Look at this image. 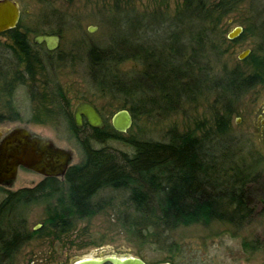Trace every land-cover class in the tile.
<instances>
[{
  "label": "trees",
  "instance_id": "trees-1",
  "mask_svg": "<svg viewBox=\"0 0 264 264\" xmlns=\"http://www.w3.org/2000/svg\"><path fill=\"white\" fill-rule=\"evenodd\" d=\"M169 1L151 0L155 8L148 17L121 8L118 0L100 12L103 26L109 25L115 14L121 15L119 28L125 36L111 38L105 46L89 47L88 84L100 97L122 101L134 121L140 116L170 117L183 105L213 94L210 126L206 128L205 120L183 132L172 127L163 134L164 141L123 138L107 124L100 130L89 128V135L78 137L66 98L57 88L49 94L54 110L46 106L45 117L66 119L81 160L69 167L63 187L59 179L46 178L43 186L11 194L0 203V264H14L19 254L21 243L16 244L11 226L15 216L25 213L28 206L45 207L48 219L44 224L48 234L57 237L112 204L95 201L105 190L127 193L126 204H122L126 211L120 212L118 224L136 241L179 227L222 223L239 231L251 223L254 187L263 188L259 183L264 158L254 153L244 138L230 134V119L242 98L264 84V11L251 7L252 22L239 38L229 41L224 23L243 0H180L172 13L168 12ZM7 34L13 40L8 47L12 59L0 64V95L6 100L4 108L13 115L10 119L0 115V123L21 120L13 96L28 84L34 85L30 93L34 102L43 97L48 102V79L44 95L36 88L38 75L47 72L39 48H33L18 30ZM248 38L257 42L241 61L245 68L241 63L227 67L223 61L228 53L226 45ZM128 62L135 65L133 71L121 69ZM108 140L120 141L131 151L95 147ZM243 246L248 244L244 241Z\"/></svg>",
  "mask_w": 264,
  "mask_h": 264
},
{
  "label": "rangeland",
  "instance_id": "rangeland-1",
  "mask_svg": "<svg viewBox=\"0 0 264 264\" xmlns=\"http://www.w3.org/2000/svg\"><path fill=\"white\" fill-rule=\"evenodd\" d=\"M22 9V18L19 23V32L26 33L31 41L43 33H60V45L55 52L57 57L48 60L45 48L39 49L40 58L45 63L47 72L36 79V88L40 96L46 92L44 82L48 79V102L43 97L35 102L31 98V86L22 87L14 92V105L20 113L21 120H9L0 124V132H5L15 126H24L31 129L40 137L48 138L65 149L74 153L72 165L81 160L80 149L73 138L74 134L68 129L66 119L45 117L46 111L53 109L49 102V94L57 88L64 94L69 113L80 100L91 102L101 114L105 124L111 126V118L123 108V102L112 98H102L88 84L86 77V59L89 47L105 46L113 38L122 39L125 36L119 28L121 15L114 16L113 21L105 26L99 23L100 12L116 4L115 0H17ZM180 0H170L168 12L174 11ZM117 4L127 10L133 9L137 14L150 16L155 6L151 0H118ZM264 11V0H243L237 11L231 14L224 23L227 34L237 26L246 27L252 22L251 8ZM264 16V14H263ZM263 20L262 17H260ZM132 25H135V21ZM122 20L120 21L121 24ZM129 26V25H128ZM92 27V32L88 28ZM131 33V28L128 30ZM160 36L157 37L159 39ZM131 38V37H130ZM131 40V39H130ZM257 39L248 38L238 43L227 44L228 53L223 61L231 68L237 63L245 68L237 56L244 50H253ZM13 45L9 34L0 35V64L4 60H11L8 47ZM243 64V65H242ZM134 64L128 62L121 69L133 71ZM2 85V84H1ZM203 90V88H202ZM198 95V94H197ZM204 97L191 104L183 105L179 113L167 118L156 119L140 116L133 120L132 127L123 134V138L138 137L143 140L164 141L163 134L175 127L183 132L194 128L196 122H206V128L211 124L210 113L214 95L204 94ZM199 97V96H197ZM45 102V103H44ZM64 104V103H63ZM6 100L0 95V115L10 119L13 114L5 109ZM40 117L39 121L35 118ZM264 119V84L249 92L235 107L230 119V134L234 138H244L248 147L264 158V125L259 120ZM90 134V129H80L78 137ZM95 147H105L116 152H130L122 142L108 140ZM44 177L25 170H20L13 190L20 187L37 185ZM260 187L256 190L255 214L249 225L242 230L233 227L212 223L205 227L192 225L179 227L173 231L162 232L159 237H147L143 241H136L129 237L118 224L120 212L125 213L127 193L123 191L105 190L95 197V201H111L102 213L90 220L79 221L75 226L56 237L48 234L39 240H34L19 256L17 264H70L74 258L89 254H105L112 252L118 256H132L144 261L146 264H264V171L261 173ZM30 229H38L46 220L47 214L44 206H33L27 213ZM49 232V230H48ZM248 247L243 246V242ZM252 246H257L253 251Z\"/></svg>",
  "mask_w": 264,
  "mask_h": 264
},
{
  "label": "water",
  "instance_id": "water-1",
  "mask_svg": "<svg viewBox=\"0 0 264 264\" xmlns=\"http://www.w3.org/2000/svg\"><path fill=\"white\" fill-rule=\"evenodd\" d=\"M21 20V8L16 0H0V35L16 29ZM94 28L89 27L92 32ZM243 27H234L226 36L233 41L241 36ZM58 35H38L36 44H45L48 51H53L59 43ZM250 49L242 51L239 61L245 60ZM72 122L76 129L85 123L92 129H103L105 122L97 108L90 102L80 100L72 109ZM111 127L117 133H126L133 125L128 110L122 109L114 113ZM74 153L70 149L57 146L54 141L40 137L31 129L15 126L8 130L0 141V186H13L17 181L20 168L30 170L44 178L62 179L72 166ZM70 264H146L137 257L118 256L112 252L105 254H89L74 258ZM168 264V263H157Z\"/></svg>",
  "mask_w": 264,
  "mask_h": 264
},
{
  "label": "flooded vegetation",
  "instance_id": "flooded-vegetation-1",
  "mask_svg": "<svg viewBox=\"0 0 264 264\" xmlns=\"http://www.w3.org/2000/svg\"><path fill=\"white\" fill-rule=\"evenodd\" d=\"M17 1V0H16ZM18 3H19V1H17ZM19 5H20V3H19ZM20 8H21V6H20ZM21 18H22V9H21ZM21 21V20H20ZM19 26V25H18ZM18 29V27L16 28V29H14V30H17ZM13 30V31H14ZM19 31V30H18ZM11 32V31H10ZM8 33V32H7ZM7 33H4L5 35L7 34ZM21 34H23V35H26V39L31 43V45H32V47L34 48V47H37V48H39V49H42V48H45V50L47 51V54H45V55H48V60L50 61L52 58H55L56 60H59V61H62V60H64L63 58H61V57H57L56 56V51L58 50V48H59V45H60V33H43V34H40V35H58L60 38H59V43H58V46H57V48L55 49V50H53V51H48L47 50V48H46V45L45 44H36L35 42H34V39L31 41V39L29 38V36L26 34V33H23V32H20ZM3 34V35H4ZM2 35V34H1ZM19 54V53H18ZM41 56V55H40ZM15 57L16 58H19V57H21V58H23V56L21 55V56H19V55H15ZM86 101V100H85ZM89 102V101H88ZM91 103V102H90ZM71 114H72V111H71ZM101 115V114H100ZM71 118H72V115H71ZM259 122H260V124H261V127H263V125H264V119H262V120H259ZM3 123H5V122H2V123H0V124H3ZM73 123V122H72ZM85 127H87V128H90L86 123H85V120L83 119V123H82V126H81V128L80 129H83V128H85ZM80 129H78V130H80ZM7 132L8 131H5V132H0V141H1V139L7 134ZM20 170H25V171H30V170H27V169H24V168H20ZM19 170V171H20ZM30 172H32V171H30ZM34 173V172H33ZM19 174V173H18ZM41 176V175H40ZM64 178V177H63ZM63 178L62 179H59V183H60V186L61 187H63V183H62V180H63ZM46 178H44L43 179V181H41L40 183H38L37 185H33V186H25V187H20V188H18L17 190H13V187L15 186V184H16V182L13 184V186H0V203H3L7 198H9V196L11 195V194H14V195H16V194H19L20 192H22V191H25V190H28V191H32V190H35L36 188H38V187H41V186H43L44 185V180H45ZM56 179H58V178H56ZM31 207H33V206H31ZM31 207H27L26 209H25V213H23V214H21L20 216L19 215H16L15 216V218H16V220H17V222H16V220H15V223L11 226L12 228H13V233L12 234H16L15 235V237H17L16 239H15V242H16V244L17 245H20V243H21V248H20V251H19V254H18V256L16 257V260H15V262H14V264H17V262H18V258H19V256L24 252V250L27 248V247H29L30 246V244L31 243H33L34 242V240H39V239H41L42 237H46L47 235H48V229L46 228V226H45V221L48 219V214H47V218H46V220L40 225V227L38 228V229H36V228H33V229H30V227H29V224H28V211L31 209ZM13 218V217H12ZM14 219V218H13ZM20 219H21V221H20ZM4 225L3 224H1V228L3 227ZM7 226V225H6ZM9 227V226H8ZM44 228H46V230L45 231H43V229ZM36 231H40L38 234H35V232ZM43 231V232H42Z\"/></svg>",
  "mask_w": 264,
  "mask_h": 264
}]
</instances>
